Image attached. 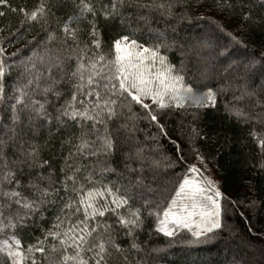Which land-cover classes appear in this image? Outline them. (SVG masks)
Here are the masks:
<instances>
[{"label": "snow or ice", "instance_id": "obj_1", "mask_svg": "<svg viewBox=\"0 0 264 264\" xmlns=\"http://www.w3.org/2000/svg\"><path fill=\"white\" fill-rule=\"evenodd\" d=\"M202 247L264 264V0H0V264Z\"/></svg>", "mask_w": 264, "mask_h": 264}, {"label": "trees", "instance_id": "obj_2", "mask_svg": "<svg viewBox=\"0 0 264 264\" xmlns=\"http://www.w3.org/2000/svg\"><path fill=\"white\" fill-rule=\"evenodd\" d=\"M16 2H19V0H16ZM221 164H223V161H221ZM207 167L212 170V162H209ZM214 174L216 175L218 181H223L222 190L226 189L229 195L241 196L244 193L247 174L241 171L238 167L217 166V170ZM160 239L162 242L164 238L161 237ZM222 259L223 256L218 255V250L215 247H212L211 250H209V247H202L193 250L192 255L189 257V264H192V262H195V264H210V262Z\"/></svg>", "mask_w": 264, "mask_h": 264}, {"label": "rangeland", "instance_id": "obj_3", "mask_svg": "<svg viewBox=\"0 0 264 264\" xmlns=\"http://www.w3.org/2000/svg\"><path fill=\"white\" fill-rule=\"evenodd\" d=\"M209 171L211 172L212 170L209 168ZM214 175V177L217 179L216 175L214 173H212ZM218 180V179H217Z\"/></svg>", "mask_w": 264, "mask_h": 264}]
</instances>
